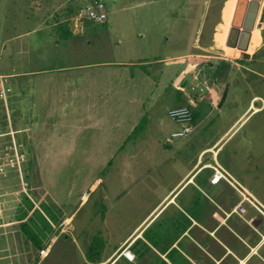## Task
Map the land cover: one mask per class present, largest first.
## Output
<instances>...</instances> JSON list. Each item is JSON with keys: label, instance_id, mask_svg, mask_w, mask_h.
<instances>
[{"label": "rangeland", "instance_id": "1", "mask_svg": "<svg viewBox=\"0 0 264 264\" xmlns=\"http://www.w3.org/2000/svg\"><path fill=\"white\" fill-rule=\"evenodd\" d=\"M150 1L103 0L107 22L87 20L82 26L74 27L73 18L90 5L91 0H42V6H38V0H0V74L117 61H153L169 47L162 44V49H156L155 40L163 42L164 36L170 35L173 38L177 30L165 26L168 24L162 9L165 4L153 5ZM210 1L204 34L212 48L203 51L210 57L195 59L190 66L195 72L190 73L187 83L182 85L180 80L172 84V94L152 96L154 88L143 87L131 94L134 100L127 106L121 107V99L116 95L108 104L105 98L107 76L101 74L106 69H91L99 72L90 79L100 85L97 96L100 94L102 98L98 107L92 109L97 116L94 120L101 121L100 125L89 121L75 122L64 128L50 125V131L39 139L40 144L31 147L25 132L16 134L15 129H25V125L15 124L13 115L16 86L20 88L18 96L25 107L27 77L4 79L10 109L0 105L3 134L0 137V264H90L89 256L100 253L106 241L120 240L138 223L146 208L138 203L139 195L146 190L150 201L154 199V188L151 185L149 190L145 189L147 184L161 185L179 176L192 165L191 161L202 148L218 141L255 96L260 97L257 106L264 104V1L255 26L249 31L246 48L228 44L234 30L243 31L235 25L241 0ZM194 27L179 29L177 42L194 37ZM171 49L172 52L165 53H176L179 48ZM246 49L253 53H247ZM208 61L216 67L212 69ZM221 71L230 86L221 118L214 112L212 118L217 121L209 125V119L199 116L192 133L175 139L170 146L167 138L181 126L169 116V110L180 107L186 100L180 88L198 99L197 90L204 88V82ZM138 96L153 99V108L148 110V103L142 109L141 104L134 102ZM145 113L151 118L146 119L147 115L144 127L133 133ZM9 132H13V136L8 135ZM123 143L127 150L139 156L127 158L119 153L111 157ZM46 144L48 149L55 150L54 154H48ZM69 147L73 149L71 153L67 151ZM164 150H170L168 157L176 155L177 161L162 164L163 158L155 155ZM143 151L154 156L144 157L140 153ZM220 151V163L242 185L260 183L254 191L264 195V108L252 113ZM128 161H131L129 166ZM134 173L142 176L132 184L130 175ZM98 179L100 183L91 190ZM129 188L132 193L127 196ZM87 193H90L89 198L81 205L82 196ZM30 196L41 203L42 211L52 221L47 220L41 210L26 221L35 205ZM75 211L73 224L76 227L66 225L65 217ZM23 224L39 236L46 249L55 236H59L48 257L42 259L46 251L42 254L35 247L26 236Z\"/></svg>", "mask_w": 264, "mask_h": 264}, {"label": "crops", "instance_id": "2", "mask_svg": "<svg viewBox=\"0 0 264 264\" xmlns=\"http://www.w3.org/2000/svg\"><path fill=\"white\" fill-rule=\"evenodd\" d=\"M150 2L153 5L165 4L162 8L168 22L165 26L171 27L170 29L174 27L177 30L173 38L170 35L168 38L164 36L163 42L155 40L156 49H162V44H165V47L168 44L169 47H166L165 52L167 50L172 52L171 47H177L179 49L176 53L175 51L162 52L163 54L156 56L153 61L145 59V61L139 60V63L117 61L94 66L73 65L0 74L3 79L27 77V85L24 89L25 107L18 96L20 88L18 86L14 88V122L25 125V129H15L16 134L25 132L30 146L37 147L40 144L39 139L44 138L47 130L50 131V125L64 128L68 124L85 121L100 125L102 122L94 120L97 116L92 110L98 107L99 100L102 98L100 94L97 96L100 85H97V81L90 79L95 73L96 76L99 73L91 70L94 67L106 69L101 72L107 76L106 103L112 102L116 95L121 99V107L124 104L129 105L131 94L140 88L152 89L153 87L151 95L156 96L172 94L171 85L179 83L180 80L182 85L187 83V79L191 77L190 73L196 70L190 68L193 61L197 58L210 57L203 51H209L212 48V44L206 40L204 34L208 22L206 12L210 9L211 1L151 0ZM39 5L42 6V0H38ZM195 22H197L196 25ZM190 26L194 27L195 36L188 41L183 38L179 44L178 30L187 29ZM246 50H248L247 53H253L251 49ZM208 63L212 69L216 67V64L209 61ZM137 66L138 68H135ZM146 66H154V68L145 69ZM224 78L226 76L221 71V74L215 78L206 80L204 88L197 90L198 99L192 96L191 92L180 88L186 97L180 107L192 108L195 118L194 128L201 115L210 120L209 125L217 121L212 118L214 112H217V117L221 118L229 98L230 88ZM6 86H8L7 83ZM10 88L13 90V87ZM259 98L255 96L218 141L202 148L196 159L191 161L192 165H189L179 176L165 184H147L145 189L149 190L148 187L151 185L154 188L152 193L154 199L150 201V193L148 194L146 190L139 195L138 203L145 205L146 208L138 223L120 240L106 241L100 253L94 256L96 261L90 264H264V195L254 191L260 183H250L249 187L242 185L237 177L220 163L218 157L223 145L240 129L250 115L264 108V104L256 105ZM152 101L154 100L138 96L134 102L141 104L142 109H145L146 104L149 103L147 109L151 110L154 105ZM5 109L10 108L5 107ZM81 109L87 111L83 113ZM147 115L145 113L142 117L146 118ZM147 117L146 119L151 118L149 115ZM204 121L206 120H202ZM249 137L251 135L247 138ZM129 140L130 138L127 137V142ZM167 140L172 146L175 139L168 137ZM55 142L58 143V140ZM46 148L48 154L55 153L53 148L48 149L47 144ZM67 151L71 153L73 149L69 147ZM119 153H121L120 156L127 158L139 156L137 152L127 150L125 143L119 146L116 154L112 153L111 157H117ZM140 153H143L144 157L154 156V153L151 155L146 151ZM168 153L170 150H164L155 156L163 158L162 164L176 162V155L168 157ZM110 163L112 164L111 161ZM130 163L131 161H128L127 165L129 166ZM216 171L225 176L219 182L213 183L212 179ZM136 176L138 174L130 175L132 184H135L142 175ZM99 183L100 179L91 190L96 189ZM131 193L132 190L129 188L127 196ZM89 195L90 193H87L82 196L81 205L87 201ZM144 195L149 196L143 198ZM30 197L35 205L26 221L31 219L36 211H42L41 203H36L34 198ZM42 213L47 220L52 221L43 211ZM75 214L76 211L65 217L66 225L71 224L76 227L73 224ZM66 220L69 222L67 223ZM58 239L59 236H55L53 243L47 249H43L47 254L42 259L48 257L53 244ZM125 248L133 252L134 262L122 255V250Z\"/></svg>", "mask_w": 264, "mask_h": 264}, {"label": "built area", "instance_id": "3", "mask_svg": "<svg viewBox=\"0 0 264 264\" xmlns=\"http://www.w3.org/2000/svg\"><path fill=\"white\" fill-rule=\"evenodd\" d=\"M92 3L86 6L83 10H81L76 17L73 18V26L80 27L83 25L85 21H92L96 23H105L108 21V13L105 7L103 0H91ZM7 86L3 77L0 76V105L8 108V100L6 98L7 94ZM169 116L178 123L181 128L177 131L172 132V139H183L189 136L194 129V112L191 107H176L169 110ZM0 126V137L3 135ZM8 135L13 136V132L7 133ZM10 148V147H8ZM7 148V149H8ZM6 150V149H5ZM10 152V151H9ZM2 153V152H1ZM9 155V154H8ZM2 155H0L1 158ZM13 163V160H11ZM1 169V164H0ZM225 176L223 173L216 171L215 177L212 179L213 183L219 182L221 178ZM42 254H44V250H41ZM122 255H124L131 262L135 261V256L129 248H125L122 250Z\"/></svg>", "mask_w": 264, "mask_h": 264}, {"label": "water", "instance_id": "4", "mask_svg": "<svg viewBox=\"0 0 264 264\" xmlns=\"http://www.w3.org/2000/svg\"><path fill=\"white\" fill-rule=\"evenodd\" d=\"M263 1L264 0H241L238 15L235 19V25L237 27H242L243 31L234 30L228 42L229 45H238L240 48H246L249 31L255 26Z\"/></svg>", "mask_w": 264, "mask_h": 264}, {"label": "trees", "instance_id": "5", "mask_svg": "<svg viewBox=\"0 0 264 264\" xmlns=\"http://www.w3.org/2000/svg\"><path fill=\"white\" fill-rule=\"evenodd\" d=\"M244 55H245V57H249L248 54H244ZM195 117H196V114H195ZM145 123H146V119L143 118L142 122L134 129L133 133H137L142 127H144ZM22 227H24V232H25L26 236L33 242L35 247L37 249H39V251L43 250L45 247H44L42 241L40 240L39 236L28 225L23 224ZM88 259L90 262L96 261L94 256H89Z\"/></svg>", "mask_w": 264, "mask_h": 264}, {"label": "flooded vegetation", "instance_id": "6", "mask_svg": "<svg viewBox=\"0 0 264 264\" xmlns=\"http://www.w3.org/2000/svg\"><path fill=\"white\" fill-rule=\"evenodd\" d=\"M246 61H250V60L246 59ZM0 147H1V146H0ZM0 151H1V149H0ZM0 155H1V152H0Z\"/></svg>", "mask_w": 264, "mask_h": 264}]
</instances>
